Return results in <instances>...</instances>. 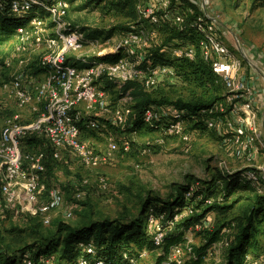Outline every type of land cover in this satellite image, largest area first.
Masks as SVG:
<instances>
[{
    "label": "rangeland",
    "instance_id": "rangeland-1",
    "mask_svg": "<svg viewBox=\"0 0 264 264\" xmlns=\"http://www.w3.org/2000/svg\"><path fill=\"white\" fill-rule=\"evenodd\" d=\"M119 1L121 0H78L70 3V0H67L69 9L65 21L76 28L85 29L84 32L88 35L98 37L91 39L83 50L69 53L70 57L75 59L97 57L99 51L108 50L107 53H111V50H115L122 43L125 33L131 31L136 23L128 16L127 10L122 11L117 7ZM187 1L196 5L207 20H213L218 35L240 61L241 67L237 70L234 80L236 84L243 86V90L233 92L219 77L216 85L219 91L216 93L214 87L207 83L206 86L202 85L196 76L191 75L188 69L186 71L185 67V71L181 67H176L178 62L163 46L170 28L175 26L172 21L170 23L163 20L162 25L156 28L157 40L150 41L152 43L149 52L153 54L151 51L154 50L164 59L167 66L174 67L176 76L162 77L157 87L151 89L149 93L157 101L181 100L185 103L211 102L213 97L217 96L220 100L214 105V109L210 113L203 112L205 129H195V123L188 122L186 131L189 135L188 140L184 137L164 139L159 128L143 125L140 130L132 131L135 120L130 119L124 127L110 125L107 127L108 132L103 129L96 134L89 133L87 140L94 144L97 153L103 154L110 135L120 140V151L113 153L97 168L84 167L76 160L69 164L53 163L55 172L53 176L46 174L44 181L49 190L56 188L64 191L63 208L53 213V223L47 228H40L37 221L32 220L31 215L9 213L0 220L2 231L0 252L14 253L26 250V253H31L32 248L39 247L37 245L41 244L43 238L57 233L60 223L79 228L88 223L90 218L95 221L103 219L128 221L140 217L146 199L160 198L165 202H172L186 196L185 189L205 192L206 183L215 184L214 191L219 192L214 199L222 205L231 204L237 197H249L250 193L241 192L233 195L230 202H224L222 191L225 177L240 175L241 179L246 181L245 175L256 173L257 181L251 183L260 195H264V7L257 0ZM182 3L185 6L182 5L184 8L181 7V12L192 17L195 11L192 12L187 3L177 0L175 5L180 6ZM151 4L160 6L158 0L145 1L146 6ZM146 25L148 30L152 29L149 24ZM40 30L44 42L31 41L28 53L22 55L15 53L16 35L10 42L0 45V61L3 66L0 74V135L7 121L14 117H20L22 124L28 125L39 116L40 110L37 111L36 102L20 107L13 94L5 89V85L13 80L22 66L27 77L39 76L35 79L43 80V77L32 68L33 63L41 56L55 55L63 47L61 43L54 47L47 43L48 39L56 36L50 23L45 22ZM144 38L151 40L148 35ZM181 44L184 47L187 45ZM170 61L174 62V65H169ZM207 64L213 70L212 62ZM184 72L187 75H184ZM108 101L112 106L121 105L120 93L110 91ZM238 115L243 119L248 116L247 124L243 128L245 136L241 137L240 142H237L235 134ZM92 116L95 114H85L84 118ZM104 117L110 116L106 113ZM208 121L214 122L216 127L210 128ZM26 140L22 143L25 153L40 151L43 148V145L27 148ZM127 143L130 145L129 149L125 148ZM101 179L107 182V189L100 187ZM82 181H89V188L79 187ZM81 191H84L85 195L82 200H78L77 195ZM47 200L44 198L43 201ZM247 205V201L242 200L226 216L211 213L202 224L187 230L185 242L177 247H201L202 230H211L221 221L230 223L236 218L243 217ZM70 210L74 211V217L66 219L65 214ZM187 212L180 214L179 219L187 216ZM148 217L149 215L146 217L147 222ZM224 233L227 235L226 241L210 249L202 264H227L228 238L233 234V230L226 228ZM261 244L260 252L251 255L264 264V237L261 238ZM175 248H172L168 255L164 249L145 251L141 259L134 264H169ZM58 255L54 253L46 257L52 258L56 263ZM195 257L190 253L180 254L176 257L175 264H194Z\"/></svg>",
    "mask_w": 264,
    "mask_h": 264
},
{
    "label": "built area",
    "instance_id": "built-area-1",
    "mask_svg": "<svg viewBox=\"0 0 264 264\" xmlns=\"http://www.w3.org/2000/svg\"><path fill=\"white\" fill-rule=\"evenodd\" d=\"M137 1L139 20L135 27L125 33L122 43L115 50H111V53H107L108 50L99 51L98 56L93 58L75 59L69 55L83 50L91 39H88L81 29L65 21L69 9L67 0H55L53 5L46 8L48 16L38 17L17 30L14 51L18 55L29 52L31 41L44 42L40 29L45 22L50 23L56 34L55 38L48 39L47 43L50 47L61 43L63 48L55 55L41 56L33 63L32 68L35 72L39 70V75L43 77L42 81L35 79L39 76L27 77L22 66L13 80L5 85V89L13 94L20 107L36 102L37 111L39 109L40 112L37 119L28 125L22 124L20 117H14L7 121L1 131L0 220L9 213H23L40 217L42 225L47 228L53 223V213L62 209L65 203L64 191L56 188L49 190L44 181L48 171L45 152L25 153L22 149L24 140L28 137L43 139L45 144L49 145L51 158L56 163L69 164L76 160L84 167L97 168L113 153L120 151V140L110 135L107 138L105 151L100 154L97 153L94 144L87 140V135L91 132L99 133L103 129L108 132L107 127L110 125L124 127L130 119L135 120L133 98L130 92L121 94L123 87L129 82H137L149 92L157 87L162 77L176 76L174 67L154 66L151 60H147V54L150 44L158 38L156 28L162 25L164 19H171L183 30L187 27L191 16L182 13L179 5L172 7L171 0H158L160 6L157 4L146 6V0ZM4 2L0 0L1 8L4 7ZM36 2V0H12L11 7L15 14L23 15L28 13L31 4ZM146 23L150 25L151 30H148ZM188 26L201 36L202 58L206 63L212 62L213 72L223 79L228 89L233 92L242 91L243 86L236 84L234 80L237 70L241 67L240 61L218 35L213 20L209 21L201 15ZM147 35L151 40L144 38ZM164 49L171 52L175 61H195L197 57L194 46L184 47L176 41L166 45ZM111 54H119L121 58L115 62L101 60L106 56H112ZM2 70L0 61V74ZM111 84L114 85L113 88L110 87ZM110 91L120 93L121 105L112 106L108 101ZM106 113L110 117H104ZM85 114H95V116L84 118ZM142 121L146 127L159 128L164 139L172 137L189 139L186 131L187 124L191 121L187 117V112L173 105H151L145 111ZM247 121L248 116L243 119L238 115L236 119L238 126L235 130L237 142L245 136L243 128ZM207 124L210 128L216 127L214 122L208 121ZM125 148H130L129 143ZM245 176L248 181H257L256 173H248ZM89 186V181H82L79 187L87 189ZM100 187L107 189V182L104 179L100 180ZM191 194H188L187 198ZM84 195V191L78 193V200H82ZM44 198L48 199L47 202L43 201ZM150 211L152 213L148 214V230L152 242L160 247L164 242L166 231L162 229L160 222L158 224L159 220L153 210ZM186 211H188L187 215L193 212ZM73 217V210L65 214L66 219ZM81 247L83 255L76 264H103L101 261L90 260V256L92 259L96 256L93 245ZM183 253L194 255L192 247H176L170 256L169 264H175L176 257ZM125 258L129 259V256L126 255ZM131 262L134 263V260ZM15 264L55 263L52 258L46 256L36 263L33 252H27L18 258ZM244 264L261 263L260 259L257 260L248 254Z\"/></svg>",
    "mask_w": 264,
    "mask_h": 264
},
{
    "label": "trees",
    "instance_id": "trees-1",
    "mask_svg": "<svg viewBox=\"0 0 264 264\" xmlns=\"http://www.w3.org/2000/svg\"><path fill=\"white\" fill-rule=\"evenodd\" d=\"M4 1V7H0V45L13 40L20 27L28 25L38 17L48 16L46 8L55 2V0H38L36 3L31 4V10L28 13L18 15L12 10V0ZM76 1L78 0H70V3ZM171 1L173 4L172 7H174L177 4V0ZM182 1L187 3L192 11H195V14L188 20L187 27L183 30L174 24L175 28H170L169 35L164 41L163 46L175 41L180 44L185 43L194 46L197 51L196 60L177 61L178 63H175L176 67L183 69L185 67L186 71L188 69L190 74L196 76L202 85L206 86V83L210 84V87H214L215 91H217L216 93H218L219 89L216 85L219 76L213 73L212 67L202 58L201 36L195 29L188 26L193 20L203 14L196 5L189 3L187 0ZM258 1L264 7V0ZM137 3V0H121L117 4V7L122 11H128V16L136 24L139 20ZM182 5L185 6L182 3L180 7H183ZM168 21L170 22L172 20L169 19ZM81 30L83 32L85 31V29ZM109 36L107 39L110 38ZM86 37L88 39L98 38L92 34H86ZM151 52L153 54L150 52L147 54L148 61L151 60L154 66L166 65L164 59L159 57L154 50ZM120 58L121 55L116 54L111 57L102 58L101 60L115 62ZM170 63L169 65H174V62L172 63L170 61ZM184 75L187 74L184 72ZM113 86L112 84L110 85L112 88ZM120 92L121 94L130 92L133 98L135 121L132 131H138L143 126V115L151 105H173L180 110L186 111L188 119L195 123V129L204 130L206 125L202 119L203 112L210 113L214 109V105L220 100L215 96L211 102L200 101L198 103H185L181 100L177 102L157 101L137 82L127 83ZM31 138L35 137H28L25 141V147L32 149L43 145L40 151L46 154L47 174L53 176L55 172V165L53 163L56 162L51 158L49 145L43 143V139L36 138L39 139L36 140ZM223 182L225 183L222 191L224 202H230L236 193H250L249 197H237L231 201V204L222 205L214 199L216 198V193L219 192L214 191L216 189L215 184L206 183L205 188L207 189L205 192H202V190L192 192L190 189H185L186 196L184 195L172 202H165L160 198L154 200L146 199L140 217L128 221L120 219L95 221L90 218L88 223L79 228L60 223L55 235L53 234L43 238L41 244L37 245L39 246L38 248H32L35 262L37 263L44 256L58 253L59 257L55 259V264H76L78 259L83 255V248L81 246L88 245H93L96 249L95 258L92 259L90 256V260L101 261L103 264H134L131 260H134L136 263L141 259L145 251L153 252L158 249H164V252L168 255L172 248L185 242V232L191 227L202 224L208 215L215 212L219 215L226 216L238 203L246 200L248 205L243 217L236 218L230 223L221 221L211 230H202L200 233L202 246L198 248L193 247V253L196 256L194 264H202L210 249L226 241L227 235L224 233V230L229 228L231 231L233 230V234L228 238L227 264H244L245 257L248 254H257L261 249V238L264 237V195L258 193V190L252 185L251 181L247 179L243 181L240 175L225 177ZM190 193H192L191 196L187 198V194ZM150 210H153L162 229L166 231L164 242L160 247L152 242V237L148 230L146 217L150 213ZM186 210L193 212L187 216L184 215L181 219H177V216L182 215ZM31 218L33 221H37L40 228L44 227L40 217ZM1 232L0 230V235H2ZM25 254L26 250H20L14 253L2 251L0 252V264H15L16 260ZM126 255L129 256V259L125 258Z\"/></svg>",
    "mask_w": 264,
    "mask_h": 264
},
{
    "label": "water",
    "instance_id": "water-1",
    "mask_svg": "<svg viewBox=\"0 0 264 264\" xmlns=\"http://www.w3.org/2000/svg\"><path fill=\"white\" fill-rule=\"evenodd\" d=\"M107 57V56H106ZM106 57H104V58H106Z\"/></svg>",
    "mask_w": 264,
    "mask_h": 264
}]
</instances>
